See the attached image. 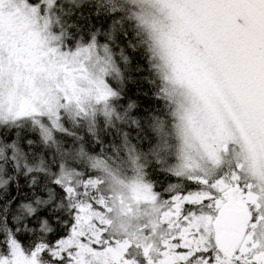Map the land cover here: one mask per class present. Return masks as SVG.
Instances as JSON below:
<instances>
[{
  "label": "snow or ice",
  "instance_id": "1",
  "mask_svg": "<svg viewBox=\"0 0 264 264\" xmlns=\"http://www.w3.org/2000/svg\"><path fill=\"white\" fill-rule=\"evenodd\" d=\"M0 264H264V0H0Z\"/></svg>",
  "mask_w": 264,
  "mask_h": 264
}]
</instances>
